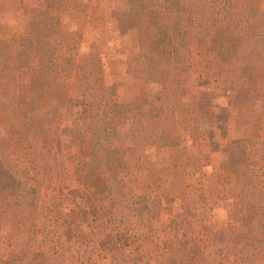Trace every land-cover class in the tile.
<instances>
[{
    "label": "rangeland",
    "instance_id": "1",
    "mask_svg": "<svg viewBox=\"0 0 264 264\" xmlns=\"http://www.w3.org/2000/svg\"><path fill=\"white\" fill-rule=\"evenodd\" d=\"M244 1L264 12V0ZM135 9L133 0H0V75H6L8 84H0V148L18 145L29 149L30 155L34 149L43 156L60 150L54 169L62 176L51 172L50 177L48 170L40 171L35 187L47 204L53 200L62 203L61 195L79 187L81 166L90 162L97 150L91 145L92 114L80 107L83 96L92 93L86 91L88 85L112 88L109 95L114 102L129 106L133 115L149 114L166 105L175 126L167 132L163 145L146 146L153 172L147 170L143 175L132 169L126 178L125 171L117 169L126 183L122 191L131 203L138 204L136 212L122 210V202L114 199L117 193L103 199L100 184L90 187L97 218L93 243L83 247L87 250L83 261L102 262L105 251H118L120 243L129 241L134 256L148 250L156 257L165 255L163 264H183L175 258L179 244L169 243L175 235L195 241L204 254L218 261L215 233L235 222L234 199L241 195L227 144L229 138L244 136L236 132L239 108L221 72L243 67L244 54L238 50L232 61L225 62L196 39L190 43L189 54L179 55L174 52L178 40H169L163 64L170 74L169 83H146L129 67L143 34ZM88 65L90 74L94 72L89 83L83 79ZM256 71L258 81L264 84L263 66L257 65ZM13 92L17 94L15 110L7 100ZM259 108L258 104L249 106L258 115ZM119 121L109 149L111 155H128L129 165H133L134 155L128 150L132 144L129 122ZM258 126L264 144V120ZM254 154L250 149L248 155ZM112 158L114 163L117 158ZM255 163L251 159L248 171ZM101 172L95 169L90 175L100 181ZM175 184L190 192L189 202L174 198ZM79 190L81 195L87 192L83 187ZM262 195L263 189L255 187L252 198L257 201ZM160 200L162 206H158ZM184 203L182 223L177 212ZM67 207L61 206L64 216L69 215ZM150 219L152 231L145 234L147 229L141 225ZM113 221H118L115 228ZM10 235V227L0 225V264L11 263H7L11 249L5 241ZM105 261L102 263L107 264ZM242 264H264V257L257 254Z\"/></svg>",
    "mask_w": 264,
    "mask_h": 264
},
{
    "label": "trees",
    "instance_id": "2",
    "mask_svg": "<svg viewBox=\"0 0 264 264\" xmlns=\"http://www.w3.org/2000/svg\"><path fill=\"white\" fill-rule=\"evenodd\" d=\"M133 1H136L135 17L142 23L143 34L139 41V52L130 60L129 67L136 77L146 83L164 86L169 83L170 74L163 69L164 46L169 40H178L174 52L179 55L189 54L190 43L196 39L217 52L225 62L232 61L238 50H242L244 54L243 67L221 72L227 89L235 94V103L239 108L236 132L244 135L243 138H229L227 144L230 167L235 172L241 190V195L234 199L236 220L226 229L215 233L218 261L204 254L195 241L189 242L185 235L181 239L175 235V240H169V243L179 244L180 253L174 255L176 262L242 264L257 254L264 257V144L260 141L261 127L258 126L264 120V84L258 81L256 71L257 65L264 68V12L244 0ZM42 63L39 64L41 69L44 68ZM89 67L88 65L83 78L88 83L94 76V72L90 74ZM5 77L3 73L0 75V84L4 87L8 85ZM87 90L92 93L83 96L80 107L87 108L92 114L91 145L97 147V150L90 162L81 166L77 176L79 187L70 190L64 197L61 195L62 203L53 200L52 204H47L35 187L40 171L48 170L50 177L54 173H60L58 169H54L60 150L58 154L43 156L34 149L30 155L29 149H19L18 145L0 148V225L11 229L9 239H5L6 245L11 249L7 263L103 264V261L110 260V263L105 262L163 264L167 261L165 255L156 257L148 250L139 251L134 256L129 241L120 243L118 251H105L101 257L102 262L83 261L87 253L83 247L89 248L93 243V223L97 218V205L93 203V195L89 193L90 187H98L100 184L102 188L99 194H102L103 199L111 198L117 193L114 199L118 204L122 202L121 209L135 213L138 204L131 203L128 195L122 191L126 183L117 171H125L126 178L132 169L143 175L149 170L147 172L151 174L154 166L147 156L146 146L163 145L167 132L175 126L174 118L166 105L149 114L133 115L129 106L114 102L112 94L109 95L112 88H99L93 84L88 85ZM16 96V92H13L7 97L14 110ZM255 104L260 107L257 111L260 115L254 109L249 110V106ZM121 118L123 122H129L128 140L132 144L128 150L134 155L133 165H129L131 158L127 160L128 155L122 153L121 157L118 152L117 155H111L109 149V141L121 124ZM225 137L228 138V135ZM35 144L39 146L37 141ZM250 149L255 152L253 157L248 155ZM112 156L117 158L114 163ZM251 159H255L256 163L254 170L252 168L248 171L252 167ZM95 169L103 171L98 175L102 180H94L90 175ZM179 186L182 185L175 184L174 198L189 202L190 192ZM258 186L263 189V195L256 201L252 198V193ZM80 187L86 188L87 192L81 195ZM158 188L165 193L162 185H158ZM157 203L162 206L163 200ZM62 204L68 206L69 215H63ZM186 207L185 204L178 208L177 219L181 218L182 223L184 212L181 213V208L185 210ZM116 222L118 221H113L114 228ZM141 226L147 229L145 234H149L153 222L151 219L145 220V224ZM139 239L144 241L147 238L139 236Z\"/></svg>",
    "mask_w": 264,
    "mask_h": 264
}]
</instances>
